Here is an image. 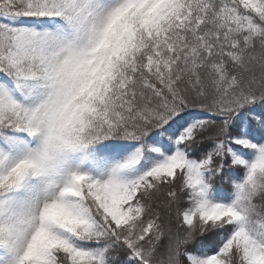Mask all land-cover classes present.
I'll list each match as a JSON object with an SVG mask.
<instances>
[{
	"label": "snow or ice",
	"instance_id": "snow-or-ice-1",
	"mask_svg": "<svg viewBox=\"0 0 264 264\" xmlns=\"http://www.w3.org/2000/svg\"><path fill=\"white\" fill-rule=\"evenodd\" d=\"M0 264H264V0H0Z\"/></svg>",
	"mask_w": 264,
	"mask_h": 264
}]
</instances>
